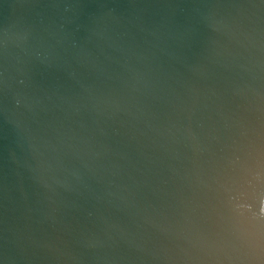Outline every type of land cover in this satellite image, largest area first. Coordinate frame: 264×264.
<instances>
[{
  "label": "water",
  "instance_id": "water-1",
  "mask_svg": "<svg viewBox=\"0 0 264 264\" xmlns=\"http://www.w3.org/2000/svg\"><path fill=\"white\" fill-rule=\"evenodd\" d=\"M0 264H264V0H0Z\"/></svg>",
  "mask_w": 264,
  "mask_h": 264
}]
</instances>
